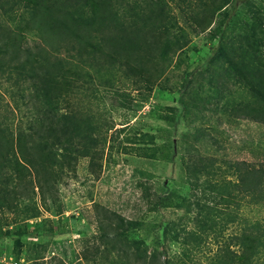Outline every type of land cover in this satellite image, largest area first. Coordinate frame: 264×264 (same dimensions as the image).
Instances as JSON below:
<instances>
[{"label": "rangeland", "instance_id": "1", "mask_svg": "<svg viewBox=\"0 0 264 264\" xmlns=\"http://www.w3.org/2000/svg\"><path fill=\"white\" fill-rule=\"evenodd\" d=\"M203 1L164 0V30L157 35L172 43L161 47V74L151 90L125 74L122 57L99 58L103 46L90 47L85 35V50L75 45L60 53L68 73L40 81L36 66L17 62L25 48L48 45L24 27L28 11L0 9V32L20 42L13 60V47L7 50L0 38V229L12 233L0 239V264H243L240 258L264 264V186L254 194L240 186L242 163L260 171L264 183V122L232 110L264 93V67L246 56L241 69L248 81L240 82L224 73L222 61L206 64L214 41L194 34L191 21ZM246 1L234 3L245 21L252 12ZM250 1L264 15V0ZM118 9L115 22L124 17L123 5ZM76 10L90 16L83 3ZM250 22L228 37L245 35ZM136 47L133 54L143 50ZM45 108L67 116L80 133L68 144V161L48 155L42 178L23 164L16 142ZM167 195L170 203L153 210L157 197ZM103 208L126 221L152 219L160 226L158 243L139 230L125 238L121 227L105 223L102 233ZM250 233L256 249L248 254Z\"/></svg>", "mask_w": 264, "mask_h": 264}, {"label": "trees", "instance_id": "2", "mask_svg": "<svg viewBox=\"0 0 264 264\" xmlns=\"http://www.w3.org/2000/svg\"><path fill=\"white\" fill-rule=\"evenodd\" d=\"M81 3L90 8V16L87 18H84V14L78 13L76 10ZM234 3L236 0H204L202 8H200L202 11L193 12L191 16V21L196 24L192 29L194 34L204 33L206 38L214 41L206 59L208 66L222 61L221 67L228 65V69L224 70L228 77L235 78L240 82L244 80L247 82L248 78L241 69L246 68L244 62L246 56L251 55V58L258 60L264 67L262 61L264 60V53L261 51V46L264 47V15H261L258 10L254 12L253 8L250 7L252 2L249 0L245 2L244 9H249L252 12L245 21V16L242 15L241 10H234ZM121 5H123L124 13L122 16L124 17L119 22H115L113 19L119 11L118 6ZM165 5L164 0H0V9L5 14L10 12V15H16L22 9L28 11L30 17L25 22L24 27L27 30H35L48 45V48L37 45L35 52L25 48L22 51L24 57L17 62L20 65L36 66L38 68L36 73L40 81L51 75L59 77L68 73L62 65L69 60L60 57V53L64 49L75 50V45L81 51L85 50L86 44L80 40L81 36L85 35L89 39L90 47L94 43L103 46L99 58L105 57L113 60L122 57L126 63L125 74L131 77L138 76L148 90H151L161 74L157 65L159 59L163 57L161 47H166L169 41L170 44L172 43V38L157 35L158 30H164V27L161 29V23L166 19L167 6ZM214 13L217 17L212 24L211 17ZM250 20V26L245 35L239 36V38L228 37L227 33L231 28H235L237 25L241 28L245 26V22L248 23ZM0 38L2 39L1 44L6 45L7 50L8 46L13 47L11 59H17L20 42L9 39L7 30L0 32ZM6 38L9 40L6 41ZM136 46L143 48V50L135 51L136 54H133ZM77 54L81 55L79 52ZM105 62L110 64L107 60ZM110 65H107V68L110 69ZM98 68L100 71L102 70L101 66ZM40 94L46 96L43 87ZM41 110L29 130L23 133V137L17 139L16 145L22 149L24 159L22 158L21 161L23 164L34 167L36 173L41 174L43 178L45 175L48 176L47 169L42 168L48 155L55 159L58 156L60 158L59 164L62 160L68 161L70 157L68 144L72 141L75 133L78 132L79 136L80 126L71 122L67 116L58 115L51 108L43 109L42 114H40ZM232 110L241 117L264 122V93L255 103L237 105ZM54 144L57 147L60 145V152H56V149L55 152L52 151L54 147H50V145L53 146ZM23 147L27 148L28 151L24 150ZM82 147L84 146L82 145ZM23 151L28 154H24ZM76 151L74 149V152ZM81 154L82 152L78 155ZM95 157L96 155L92 156V158ZM67 165L69 167L68 162ZM240 167L242 191L248 194L261 192L264 186L261 172L248 164L244 166L242 163ZM54 177L57 178L55 172ZM170 200V195L157 197L153 203V210L167 206ZM102 212L104 215L99 216L98 219L102 233L105 232V228L102 226L105 223L109 228L112 226L121 227V234L125 238L130 234L126 233L127 231L139 230L147 236H152L155 239L153 241L158 243L160 236L157 232L160 230V226L152 223V219H129L126 221L109 209L103 208ZM24 232L25 230L21 233ZM162 234L164 237V228H162ZM250 234L252 242L247 245L245 251L248 254L256 249V236L253 233ZM11 235L9 229H0V239ZM155 257L156 255L153 254L149 257L151 263L156 259ZM141 260L144 263L148 262L146 258ZM239 261L243 264H251L249 258L245 261L240 258Z\"/></svg>", "mask_w": 264, "mask_h": 264}]
</instances>
